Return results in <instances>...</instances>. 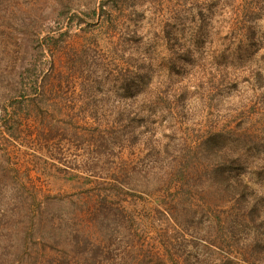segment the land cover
Masks as SVG:
<instances>
[{
	"label": "rangeland",
	"instance_id": "374dc122",
	"mask_svg": "<svg viewBox=\"0 0 264 264\" xmlns=\"http://www.w3.org/2000/svg\"><path fill=\"white\" fill-rule=\"evenodd\" d=\"M99 3L0 0V264L252 262L264 0Z\"/></svg>",
	"mask_w": 264,
	"mask_h": 264
},
{
	"label": "trees",
	"instance_id": "16d2710c",
	"mask_svg": "<svg viewBox=\"0 0 264 264\" xmlns=\"http://www.w3.org/2000/svg\"><path fill=\"white\" fill-rule=\"evenodd\" d=\"M121 1H125V0H100V3L97 6V8L95 7L96 4L94 5V8H93L94 13L98 14V10H97L98 7H100V9L104 10L103 7H104V3H106V2H111V3H115L116 4V3H119ZM102 2H104V3H102ZM83 5H85V4H83ZM77 9H78V7H77ZM250 10L254 11V9H250ZM40 41H41V46L46 48V46L56 45L57 42L59 41V39H58V37H56V34L52 32V33H49L48 35L44 36L42 38V40L40 39ZM140 72H141L140 69H136V73L134 71H130L129 72L130 79H129V82L126 83V87L130 88L132 86H137L138 85L137 77H140L139 76ZM140 78H142V77H140ZM138 82H140V81H138ZM159 98H161V97H159ZM9 116L12 117L14 121L17 119L16 116H15V113H13V115L11 114ZM133 119H134V116L129 118L128 121L133 120ZM13 127H14V130H17L16 126H13ZM147 171H148V169L146 168L145 169V173ZM256 210H257V208H256ZM251 248L256 252L257 258H255V260H253L252 262L246 261L245 264H250V263H253V264H264V240L262 238H260V237H259L258 240L255 238L254 239V244L252 245Z\"/></svg>",
	"mask_w": 264,
	"mask_h": 264
}]
</instances>
